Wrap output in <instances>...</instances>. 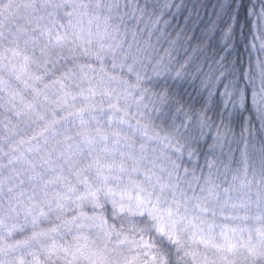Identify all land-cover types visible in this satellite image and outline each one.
Listing matches in <instances>:
<instances>
[{"label":"snow or ice","instance_id":"6c2138e0","mask_svg":"<svg viewBox=\"0 0 264 264\" xmlns=\"http://www.w3.org/2000/svg\"><path fill=\"white\" fill-rule=\"evenodd\" d=\"M0 264H264V0H0Z\"/></svg>","mask_w":264,"mask_h":264}]
</instances>
